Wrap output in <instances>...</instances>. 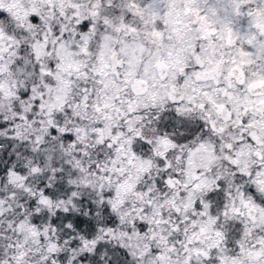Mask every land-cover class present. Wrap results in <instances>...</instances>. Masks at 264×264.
I'll return each mask as SVG.
<instances>
[{"label": "snow or ice", "instance_id": "6c2138e0", "mask_svg": "<svg viewBox=\"0 0 264 264\" xmlns=\"http://www.w3.org/2000/svg\"><path fill=\"white\" fill-rule=\"evenodd\" d=\"M0 264H264V0H0Z\"/></svg>", "mask_w": 264, "mask_h": 264}]
</instances>
